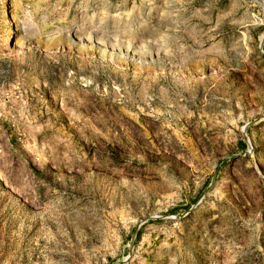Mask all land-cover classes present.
<instances>
[{"label": "rangeland", "instance_id": "rangeland-1", "mask_svg": "<svg viewBox=\"0 0 264 264\" xmlns=\"http://www.w3.org/2000/svg\"><path fill=\"white\" fill-rule=\"evenodd\" d=\"M0 264H264V0H0Z\"/></svg>", "mask_w": 264, "mask_h": 264}]
</instances>
